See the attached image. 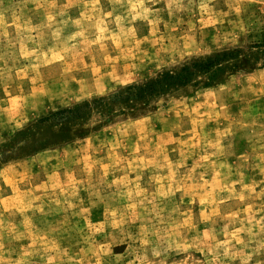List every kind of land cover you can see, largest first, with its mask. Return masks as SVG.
<instances>
[{
	"label": "rangeland",
	"instance_id": "obj_1",
	"mask_svg": "<svg viewBox=\"0 0 264 264\" xmlns=\"http://www.w3.org/2000/svg\"><path fill=\"white\" fill-rule=\"evenodd\" d=\"M0 264H264V0H0Z\"/></svg>",
	"mask_w": 264,
	"mask_h": 264
},
{
	"label": "trees",
	"instance_id": "obj_2",
	"mask_svg": "<svg viewBox=\"0 0 264 264\" xmlns=\"http://www.w3.org/2000/svg\"><path fill=\"white\" fill-rule=\"evenodd\" d=\"M211 63H212V59H207L204 63H202V64H195L194 66L195 67L208 66ZM183 70H186V69H183ZM166 76H168L170 78H173V76H171V75H166Z\"/></svg>",
	"mask_w": 264,
	"mask_h": 264
}]
</instances>
